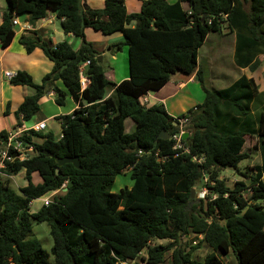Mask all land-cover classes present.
<instances>
[{"label": "trees", "instance_id": "1", "mask_svg": "<svg viewBox=\"0 0 264 264\" xmlns=\"http://www.w3.org/2000/svg\"><path fill=\"white\" fill-rule=\"evenodd\" d=\"M4 1L2 47L15 35V15H28L33 23L49 12L61 19L62 32L80 38L81 44L77 49L66 40L51 44L35 31L19 37L27 53L40 48L52 68L40 83L22 70L9 80L34 89L14 112L17 124L30 121L50 91L58 105L68 95L79 97V107L57 116L58 138L32 131L41 139L34 143V155L1 168L0 264H50L39 239L28 237L33 221L49 227L54 264H117L144 249L143 264H159L168 250L163 240L172 243L170 264H225L221 255L230 252L236 264H264V111L253 114L250 109L258 86L242 75L225 89L210 90L197 63L207 35L225 28L235 34L239 67L264 54V0H143L136 12H128L124 0H104L99 8L85 0ZM86 28L124 37L106 51L113 55L127 46V79L116 84L106 76L101 53L85 37ZM86 60L89 84L80 91L78 66ZM175 73H195L205 94L200 104L177 116L188 119L184 128L189 135L182 141L187 152L173 148L177 119L164 105L141 103L142 96L161 89ZM127 118L134 122L132 132L125 131ZM162 130L169 139L157 138ZM248 136L257 139L260 153L251 176L238 167L248 157ZM55 157H77L80 167L67 163L57 174ZM228 167L243 173L249 184L243 178L229 187L219 177ZM21 170L27 184L12 188L10 179ZM125 171L132 185L113 192L115 177ZM33 172L41 182L31 181ZM63 183L48 205L30 211L32 200ZM195 187L205 188L206 194L193 198ZM188 235L201 238L191 244ZM202 243L209 251L197 260L192 254Z\"/></svg>", "mask_w": 264, "mask_h": 264}, {"label": "crops", "instance_id": "2", "mask_svg": "<svg viewBox=\"0 0 264 264\" xmlns=\"http://www.w3.org/2000/svg\"><path fill=\"white\" fill-rule=\"evenodd\" d=\"M142 1L143 0L129 2V0H124L126 10L128 12L138 11L141 7ZM167 1L168 3H174L177 0H167ZM84 2H86L87 5L93 8L102 7L104 4V0H85ZM182 7L186 8V4L183 3ZM4 9L5 6L3 8H0V22L2 20V13ZM55 17L58 18L54 12H49L45 18L32 23L29 21L28 15H17L19 24L15 26L17 30H15L14 28L15 35L13 39L6 47H2L0 44V132L2 130H7L9 128L18 125L14 112L17 109L18 105L23 101V98L25 96L32 95L34 93V89L30 86L12 85L9 79H6L3 76V72L7 70L13 72H16L18 70L26 71L27 73L30 74V76L32 77L35 83H40L43 75L49 72L50 69L52 68V62L43 54L40 48L36 47L32 52L27 53L24 47L19 43V37L22 34H26L28 31H35L36 35L39 36L42 41L51 44H56L58 42L66 40L72 45L73 49H77L81 44L80 38L75 37L70 33L65 34L62 32L61 29H57L54 26ZM58 20L61 21L60 18H58ZM26 24H28V28L25 27ZM223 30L229 33L228 35L230 36V40L226 45V46H230L228 49L223 48L224 43L222 45L219 44L220 42H222ZM223 30L221 33H218L220 35V39L217 45V49L214 52L213 63L218 64L221 68H223L225 65L223 64L221 58L225 53L227 55V53L229 52L234 67L237 68L239 72H241V74L244 75L246 78L254 79L255 83L258 86L257 92L259 93V91L262 90L260 87V81L264 80V54L258 55L248 66L239 67L235 62V47H236L235 34L229 32L226 28ZM84 32L86 39L93 44L94 48L99 53H101L102 59L106 54H108L106 51L108 45L116 42H121L122 40H124V37L119 33L110 36H103L98 31L92 32L91 28H86ZM210 34L211 33L207 35L204 43H207ZM203 44L201 46H203ZM201 46L199 47V49L201 48ZM199 49L197 52V63L201 69L199 57H198ZM120 57L122 58V62L123 61L126 62L125 50L123 47L119 52L113 55H109V58L107 60L108 69H106V76L116 84L128 78L127 73L123 75V71L122 74H120V77L119 78L117 77L115 62H117ZM240 76L237 77L235 80H233L231 84L234 83V81H236L238 78H240ZM195 83H199V80L195 73L189 76H184L181 73H175L161 89H159L158 91H150L145 95V98L147 100L146 106L148 107L155 103H162L164 105L166 112L171 117L176 118L177 116L186 113L188 109L197 105V104H193L192 106H190L189 101L186 102L187 100L186 89L188 87V84H195ZM55 84L60 89L62 90L64 89L60 81H56ZM228 86L229 85H227L226 87ZM111 93L112 91L110 90L108 95H110ZM258 93L250 102V109H251V113L253 114H255V112L259 110V108L261 107V106H257L256 111L254 109V103H255L254 101ZM52 97H54V100H51ZM188 97H190L189 94ZM66 99H68L67 104H66ZM189 99L190 98H188V100ZM48 101H51L50 102L51 109L47 110L46 106L45 108L40 109L39 111L42 110L44 112L43 114H40L39 116L40 118L32 119L28 122H23V125L25 127L29 128L33 126L35 123L40 122L42 120L46 121L48 119H57V116L69 114L74 109L79 107V97L76 98L72 95H68L64 99L63 105L56 104L55 93L53 91H50L46 93L43 97H41V99L39 100V107L46 104ZM6 109L8 110L7 113L5 112ZM43 116H47V117H43ZM134 127H135L134 124L131 127H129L128 132H132L134 130ZM29 133L32 135V139L35 142L41 141L39 137H36L32 134V131H30ZM230 253L226 254L225 257L227 258V256ZM223 256L224 255H221V259L224 262ZM234 264H236L235 259H234Z\"/></svg>", "mask_w": 264, "mask_h": 264}, {"label": "rangeland", "instance_id": "3", "mask_svg": "<svg viewBox=\"0 0 264 264\" xmlns=\"http://www.w3.org/2000/svg\"><path fill=\"white\" fill-rule=\"evenodd\" d=\"M135 1H137V0H129V2H135ZM4 6H5V1L0 0V8H3ZM22 19H24V18H22ZM54 26L57 29H61L60 28V21L56 17L54 18ZM14 28H15V30H17V28L15 26H14ZM91 31L95 32L93 29H91ZM228 34L229 33H227L226 31L223 30L222 42H220L219 44L222 45L224 43V45H223L224 49H228L230 47V46H226L230 40V36ZM219 39H220V35L218 33H216V32L212 33L211 32V34L209 35V39L207 40V43H204L203 46H201V48L199 49V56L198 57H199V62H200V66L202 69L204 84H205L206 88H208L210 90H212V89H216V90L225 89L226 86L230 85L233 80H235L237 77L242 75L241 72H239V70L237 68H235L234 65L232 64V59L230 57L229 52L227 53V55L225 53L223 55V57L221 58L223 61V64L225 65V66L223 65L224 66L223 68H221L218 64L213 63L214 52L217 49ZM122 47L125 50L126 62L125 61L122 62L121 57L118 59L117 62H115L116 72H117L118 78L120 77V74H122V71H123V75L127 73V76H128V59H127L128 50H127V47L125 45ZM108 58H109L108 54H106L103 58V64H104L106 69H108L107 68ZM260 87L262 90L259 91L257 97L255 98L254 109L256 111L257 106H261V107L259 108V110H257L255 112L256 114L259 113L258 111H261V110L264 111V92H263L264 91V80L260 81ZM186 91H187L186 102L189 101L190 106H192L193 104H200L203 101L205 94H204V91H203L200 83L188 84ZM188 94L190 95V97H188ZM188 98H190V99L188 100ZM51 100H54V97H52ZM67 101H68V99H66V104H67ZM50 102L51 101H48L46 104L39 107V110L45 108V106H46L47 110L51 109ZM63 108H65V107H63ZM46 112H49V111H46ZM43 113L44 112L42 110L38 111V113L32 119L40 118L39 117L40 114H43ZM43 117H47V116H43ZM133 124H134V122L130 118H127L125 120V126H126L125 131L128 132L129 127H131ZM46 125H47V127L43 132L44 133L50 132L54 135L55 138H58L60 133H61V126H60L59 121L57 119H48V120H46ZM43 132H41V133H43ZM244 151L247 153L248 157L246 159L242 160L238 164V167L241 170V172L248 173L250 176L254 175V166L256 164H259V162H260V153H259V150L257 149V139L255 137H249V136L246 137V141H245V145H244ZM219 177L222 178L229 187H233V184L236 180H242L244 178L243 173L238 175L235 171L232 170V168L223 170L220 173ZM244 180L249 184V178H244ZM31 181L33 183L41 182L40 176L37 172L32 173ZM26 184H27V181L24 178V171L23 170H21L16 175L12 176V178L10 179V186L12 188L17 189V188L23 187ZM131 185H132V180H131L130 174H129V172L125 171V172L118 174L115 177L113 185H112V191L118 192L121 188L130 187ZM203 189H205V188H203V187L196 188L195 187L193 189V191H194L193 192V198H196V199L202 198L206 194V192L203 193ZM205 191H207V190L205 189ZM249 194H250L249 192L244 193V195L246 197H248ZM46 196H48V194H46L45 197ZM41 198L34 199L31 201L30 206H29L30 211L34 212L41 205H43ZM28 237H36L37 239H39L42 247L46 250V252L49 255L50 264H54V257L51 253L53 241H52V237L49 233L48 225L45 222L33 221L31 231L28 233ZM185 238H186V241L190 242L191 244H194L192 239H195V237L193 235H188ZM200 238H201V236H199L197 239H195V241L197 242V240ZM161 243L167 245L168 250L164 253L163 261L159 264H170L172 243H169V241H167V240H163V241H161ZM208 251H209L208 247L204 243H202L201 246L193 252L192 256H193V258H195L197 260H201ZM230 254L227 256V258L225 257V255L223 256L224 262L226 264H234L235 258L233 256V254H231V255ZM143 256L146 257V249L143 250Z\"/></svg>", "mask_w": 264, "mask_h": 264}, {"label": "built area", "instance_id": "4", "mask_svg": "<svg viewBox=\"0 0 264 264\" xmlns=\"http://www.w3.org/2000/svg\"><path fill=\"white\" fill-rule=\"evenodd\" d=\"M11 23L13 26L19 24L17 15L13 17ZM25 27L28 28V24H26ZM88 64H89V60H86L78 66V80H79L80 91H82L89 84V79L84 74V68ZM15 74H16L15 72L9 70L3 72V76L9 80L13 78ZM141 103L142 105L146 106L147 100L145 98V95L141 97ZM176 119L177 121H174L173 125L177 127V131H175V133L171 135V138L174 142L173 148L175 150L181 149L187 152L188 149L182 142L184 140L182 138V135L184 134V132H187L184 126L187 123L188 119L186 117L184 118L176 117ZM45 129H46V121L42 120L40 122L35 123L33 126L29 128L25 127L22 122L21 125H16L12 128L5 130V132L2 135H0V170L2 167H4L5 162L23 161L33 156L34 153L36 152L34 143L37 142H35L32 139V135L29 132L30 131L42 132ZM64 187H65V183L62 184L60 189L53 190L48 193V196L42 197L41 200L43 205H48V203L51 200V197L54 194H56L59 190H62ZM205 192H206L205 189H203V193ZM141 257H144L143 250L138 254L136 258L128 259L125 261H119L117 262V264H143L144 261L140 259Z\"/></svg>", "mask_w": 264, "mask_h": 264}, {"label": "water", "instance_id": "5", "mask_svg": "<svg viewBox=\"0 0 264 264\" xmlns=\"http://www.w3.org/2000/svg\"><path fill=\"white\" fill-rule=\"evenodd\" d=\"M101 59V56H99V60ZM188 137V132H184V134L182 135L183 139H186ZM157 138H162V139H169L170 135L168 133H166L164 130H162ZM43 154H45L46 156H52V154L49 151H42ZM55 162H56V166H55V170L56 173L58 174L59 171V167L70 163L72 164L74 167L79 168L80 164H79V160L77 157H55ZM232 167H228V169H231ZM193 189L191 190V194L193 196ZM189 264V263H186Z\"/></svg>", "mask_w": 264, "mask_h": 264}]
</instances>
